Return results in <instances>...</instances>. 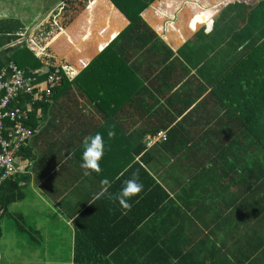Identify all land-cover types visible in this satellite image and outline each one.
Returning <instances> with one entry per match:
<instances>
[{
  "label": "crops",
  "instance_id": "obj_1",
  "mask_svg": "<svg viewBox=\"0 0 264 264\" xmlns=\"http://www.w3.org/2000/svg\"><path fill=\"white\" fill-rule=\"evenodd\" d=\"M26 1L0 0V24L8 20L22 26L13 33L0 32V71L13 63L16 52L33 51L30 36L39 39L38 31L51 29L53 35L41 39L40 46L70 50V57L62 62L70 67L65 75L69 85H57L48 105L32 104L28 95L17 99L20 107L32 112L35 131L15 158L18 172L11 181L53 212L55 228L49 236L66 244L69 264L87 240L105 244L103 250L93 249L97 256L89 253V258L105 264H171L170 258L176 264H264V187L255 197L253 190L241 192L238 181L230 185L224 180L219 166L227 161L221 148L230 137L229 128L209 125L206 117L202 120V114L215 105L201 106L210 82L200 85L203 78L211 81L222 76L262 44L264 0H156L148 8L156 13V23L148 21V28L128 39L135 42H120L118 49L107 53L103 69L93 72L88 81L89 91L79 74L102 50L114 46L128 19L108 0H88L100 3L92 10L97 21L77 9L83 0H57L45 13L35 15L32 10L44 7V0ZM191 9L218 17L213 25L190 31L180 18ZM161 18L179 20L178 25L163 27ZM209 29L221 36L222 45H231L235 36L247 33L229 57L213 56L207 46L188 47ZM78 52L89 54L90 60L85 62ZM38 61L34 86L44 88L42 76L53 61L42 57ZM256 75L264 79V71L252 69L248 77L254 81ZM197 106L202 114L192 119ZM219 119L228 117L222 112ZM109 124L115 125L116 132L111 140ZM232 128L239 130L238 125ZM98 131L106 141L103 172L84 176L81 144ZM163 132L168 139L148 147L147 138ZM136 170L144 190L129 201L130 211L107 199L91 204L102 179L113 182L110 191L115 194ZM26 199L24 194L20 201ZM6 211H0V216ZM19 216L24 218V213ZM32 232L40 237L42 231ZM109 242L117 245L106 255Z\"/></svg>",
  "mask_w": 264,
  "mask_h": 264
},
{
  "label": "trees",
  "instance_id": "obj_2",
  "mask_svg": "<svg viewBox=\"0 0 264 264\" xmlns=\"http://www.w3.org/2000/svg\"><path fill=\"white\" fill-rule=\"evenodd\" d=\"M112 3L114 9L118 10L125 18L128 19L129 25L119 34L113 41L111 48L106 51L102 50L100 56L93 59L90 65L79 74V79L81 80L84 89L86 91L90 90L88 81H91V75L100 69H103L104 57L108 52L118 49L115 47L120 45L121 36L124 35L127 39H132L135 35L139 34L140 29L148 28L147 23L143 20V13L149 11L148 9L156 0H108ZM83 3H89L88 0L81 1L80 5ZM59 10H57L58 12ZM55 11L53 12V14ZM180 13L179 15H181ZM178 15V14H176ZM218 15L213 12L204 13L198 10H190L185 17L180 18V21H185L187 23L188 29L190 31H195L200 25L208 23L209 26L214 24ZM55 19V18H54ZM54 19L52 20L54 22ZM51 21V22H52ZM179 20H171L169 18H161L160 25L163 27L173 28L178 25ZM15 22V23H14ZM180 23V22H179ZM22 26L18 21H3L0 24V32L3 33H13V31H18ZM50 32H37L39 39L34 36H30L29 46L31 50L27 49L23 51H18L14 54L12 62L17 65V67L23 71L27 77L34 78L33 74L37 71L36 63H39L38 59L43 58L47 61H53L51 68L42 76L47 78L48 74L59 68L61 82L63 84H68L66 79V74L69 70V66L62 65L66 57H70V50L54 49V47L45 50L40 46L41 39L45 37H51L54 33L51 29L42 28ZM38 51V53L35 51ZM264 41L261 45L253 48L249 53L246 54L245 58L234 64L229 70H227L225 75L219 77L216 83L213 84L210 96L212 98L207 99L201 103L203 105H210L214 103V108L208 110L207 112L200 113L199 106L197 110L193 109L194 114H202V120L206 117L209 120V125H225L229 128V139L224 142L223 148H221V155L226 156L227 161L220 164L221 170L225 173V179L228 180L231 185V181L236 185L238 181L241 186V192H247V190L253 193L255 197L261 194L257 193V190L264 187V79L261 76L256 75L254 81L250 80V71L262 72L264 71ZM118 52L119 50H115ZM85 62L89 61V54L78 52ZM88 55V57L86 56ZM38 56V59L36 58ZM252 56V60L249 57ZM59 59V63L56 61ZM54 63L56 66H54ZM256 67V68H254ZM69 85V84H68ZM195 97L192 93L191 97ZM196 100L191 99L190 102L194 103ZM190 102L188 105H190ZM237 108V117L230 116L232 118V124L227 125L223 120L219 119V115L222 114L223 110L228 108ZM228 109V111H230ZM228 117V115H226ZM225 119V118H224ZM31 120L26 123L27 126H31ZM233 125H238L239 130L232 128ZM232 128V129H231ZM233 131V134H232ZM236 132L239 134L236 135ZM220 139V138H216ZM9 185H5L8 184ZM254 187V188H253ZM24 194L20 192L17 182L8 181L0 186V211H6L8 207L17 201L22 200ZM261 221V220H260ZM30 231H32L29 228ZM257 232V231H256ZM81 242H78L80 244ZM103 243H93L89 240L83 242V247L79 249L73 259L72 264H105L104 261L93 260L89 258V253L92 256H97L95 247L97 249H104ZM117 244L113 242L106 243V255L114 250ZM104 260V259H101Z\"/></svg>",
  "mask_w": 264,
  "mask_h": 264
},
{
  "label": "rangeland",
  "instance_id": "obj_3",
  "mask_svg": "<svg viewBox=\"0 0 264 264\" xmlns=\"http://www.w3.org/2000/svg\"><path fill=\"white\" fill-rule=\"evenodd\" d=\"M22 1L23 0H16ZM28 1V0H27ZM27 1L25 3H27ZM37 1V0H36ZM55 1L57 0H44L45 5L44 7L35 8L32 10V14L35 15L37 11L45 13L44 11L48 9ZM24 6V5H22ZM100 3H83L81 5H77V9L85 14V15H92V19L97 21V14L92 13L93 9H97L95 7H99ZM156 13L151 8L147 13L143 16V20L152 25L156 23ZM232 23L236 24L237 20L235 18L232 19ZM232 23L230 29L232 28ZM99 28V25H97ZM110 29V28H109ZM210 30V29H209ZM111 33L116 32L113 29H110ZM247 31H244L242 34H246ZM235 36L233 44L226 45L221 44V36H218L217 32L214 33L210 30L209 33H203L199 37H197L194 42H189L188 47L193 48H200L203 46H207L209 52H213L215 56H220L223 54V57L232 55L233 50H237V45L239 41H241V35ZM161 36V35H160ZM116 37V36H115ZM114 37V38H115ZM104 41L102 36L101 38ZM121 42L124 44H131L124 35L121 36ZM251 47L248 48L250 51ZM220 53V54H219ZM68 54H71L68 53ZM233 61L234 59H230ZM226 63V62H224ZM225 66V65H224ZM222 69H225L223 67ZM226 70L223 71L222 76L225 75ZM221 77V76H220ZM218 78H211L209 79L203 78L204 83L200 85L202 87L208 84V96L207 99L212 98L210 96L212 86L216 83ZM199 85V84H198ZM195 85H192L193 88ZM237 108H228L223 110V114L228 115L227 125L232 124V118L230 116L237 117ZM199 116V114H192V119ZM165 140V139H160ZM24 194H27V199L24 201L17 202L16 205H11L5 214L0 216V264H69V254H67V247L66 244H60L56 237L54 238V215L53 212L49 211L47 206L41 204L38 200H33L30 198V195L26 192L25 189L21 190ZM46 207V208H43ZM24 213V218H20L19 214ZM40 230L41 235L38 237V233H33L29 230Z\"/></svg>",
  "mask_w": 264,
  "mask_h": 264
},
{
  "label": "built area",
  "instance_id": "obj_4",
  "mask_svg": "<svg viewBox=\"0 0 264 264\" xmlns=\"http://www.w3.org/2000/svg\"><path fill=\"white\" fill-rule=\"evenodd\" d=\"M60 82V71L57 69L48 74L44 88L34 86L33 78L27 77L25 71L14 63L0 71V186L17 175L15 158L35 131L26 124L32 112L20 107L17 99L28 95L32 97V104L39 102L48 105ZM159 139L167 140V134L163 132L149 136L146 140L148 147Z\"/></svg>",
  "mask_w": 264,
  "mask_h": 264
},
{
  "label": "clouds",
  "instance_id": "obj_5",
  "mask_svg": "<svg viewBox=\"0 0 264 264\" xmlns=\"http://www.w3.org/2000/svg\"><path fill=\"white\" fill-rule=\"evenodd\" d=\"M107 137L109 140L115 137V125H106ZM81 164L80 167L83 169V175L89 176L91 174L99 175L103 172L101 167V161L105 155L106 141L104 134L101 132H95L83 140L81 144ZM112 181L108 178H104L100 181L101 187L92 197L91 204H95L96 201L101 199H107L126 210L130 211L132 204L129 202L133 198L139 196L144 190V185L140 181L139 170L133 171L128 179L123 180L122 185L117 193L110 191L112 187ZM171 264H176L175 258H170Z\"/></svg>",
  "mask_w": 264,
  "mask_h": 264
}]
</instances>
